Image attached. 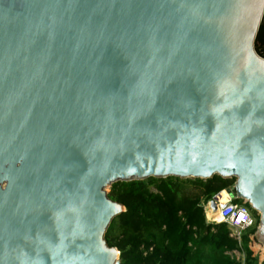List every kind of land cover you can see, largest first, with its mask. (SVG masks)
I'll return each instance as SVG.
<instances>
[{"label":"water","instance_id":"1","mask_svg":"<svg viewBox=\"0 0 264 264\" xmlns=\"http://www.w3.org/2000/svg\"><path fill=\"white\" fill-rule=\"evenodd\" d=\"M263 15L264 0H0V264H121L104 236L125 207L105 187L150 176L235 178L223 191L264 246Z\"/></svg>","mask_w":264,"mask_h":264},{"label":"trees","instance_id":"2","mask_svg":"<svg viewBox=\"0 0 264 264\" xmlns=\"http://www.w3.org/2000/svg\"><path fill=\"white\" fill-rule=\"evenodd\" d=\"M254 48L264 59V15ZM235 178L208 179L176 176L116 181L107 193L125 211L110 222L105 240L119 250L121 264H264L251 248L259 215L240 241L224 222L205 218L204 205L219 192L232 188ZM192 186L195 190L188 191ZM235 201H241L236 200ZM238 250L242 260L228 252Z\"/></svg>","mask_w":264,"mask_h":264},{"label":"built area","instance_id":"3","mask_svg":"<svg viewBox=\"0 0 264 264\" xmlns=\"http://www.w3.org/2000/svg\"><path fill=\"white\" fill-rule=\"evenodd\" d=\"M206 205L210 207V201ZM216 205L215 211L210 209L207 213L208 221L226 223L231 229V235L239 242L242 232L254 223L247 202L245 200L235 201L234 196L227 194L224 200H216ZM228 254L235 257L236 260L243 259V255L238 250H233Z\"/></svg>","mask_w":264,"mask_h":264},{"label":"rangeland","instance_id":"4","mask_svg":"<svg viewBox=\"0 0 264 264\" xmlns=\"http://www.w3.org/2000/svg\"><path fill=\"white\" fill-rule=\"evenodd\" d=\"M110 188H111V185L110 186H108V187H105V190H106V192H109L110 191ZM193 190H195L192 186H189L188 187V191L190 192V191H193ZM205 207H204V212H205V218L207 219V213L210 211V209H212V207L210 206V207H208V205H206V203H205V205H204ZM208 220V219H207ZM254 243V244H253ZM257 244H259V241H258V239H257V237H255L254 236V241L252 242V246L254 247H256L257 246ZM261 246L263 247V245L261 244ZM254 247V248H255ZM256 249V248H255Z\"/></svg>","mask_w":264,"mask_h":264},{"label":"crops","instance_id":"5","mask_svg":"<svg viewBox=\"0 0 264 264\" xmlns=\"http://www.w3.org/2000/svg\"><path fill=\"white\" fill-rule=\"evenodd\" d=\"M254 244V243H253ZM255 247V246H254ZM251 243V248L254 251L255 254H257L259 261L264 260V246H261V243L257 244V246L254 248Z\"/></svg>","mask_w":264,"mask_h":264},{"label":"bare ground","instance_id":"6","mask_svg":"<svg viewBox=\"0 0 264 264\" xmlns=\"http://www.w3.org/2000/svg\"><path fill=\"white\" fill-rule=\"evenodd\" d=\"M226 195H227L226 192L222 191V192H221L220 199H221V200H224V199L226 198Z\"/></svg>","mask_w":264,"mask_h":264}]
</instances>
